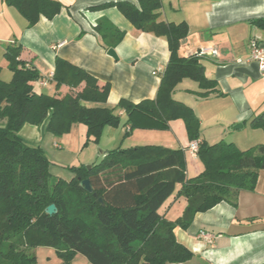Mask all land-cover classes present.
Masks as SVG:
<instances>
[{
    "label": "trees",
    "instance_id": "obj_1",
    "mask_svg": "<svg viewBox=\"0 0 264 264\" xmlns=\"http://www.w3.org/2000/svg\"><path fill=\"white\" fill-rule=\"evenodd\" d=\"M161 0L107 3L116 7L135 30L164 37L169 60L153 100L137 104L120 101L129 130L136 116L147 127L165 130L168 123L182 120L190 142L200 140L199 120L192 108L175 101L172 93L183 80L198 84L197 96L220 93L217 82L208 79L200 57H180L178 49L188 34L185 23L158 22ZM16 9L31 27L42 16L52 19L61 5L54 0H4ZM251 23L264 27V19ZM100 30V25L97 26ZM123 33L114 30L113 45ZM20 45L6 46L4 58L11 80H0V264H36L35 250L53 248L62 264H72L75 255L90 264H184L193 257L177 242L174 228L186 230L198 213L221 202L236 206L239 192H253L264 170V144L241 151L231 143L200 142L196 153L203 171L186 175L184 153L158 146L107 151L100 163L86 167H64L69 180L52 175L53 163L40 147L27 145L19 136L25 125L39 127L60 137L72 125L87 127V139H99L105 127L117 128L120 116L105 106L110 84L98 85L96 78L66 61L56 59L55 88L66 87L64 95L37 94L33 83L39 74L21 58ZM250 127L264 132V113L250 121ZM88 179L93 193L80 186ZM179 189L177 190V187ZM177 192V193H176ZM176 193L186 207L175 222L159 210ZM102 199L103 205L98 202ZM54 205L56 214L45 213Z\"/></svg>",
    "mask_w": 264,
    "mask_h": 264
},
{
    "label": "crops",
    "instance_id": "obj_2",
    "mask_svg": "<svg viewBox=\"0 0 264 264\" xmlns=\"http://www.w3.org/2000/svg\"><path fill=\"white\" fill-rule=\"evenodd\" d=\"M54 1L61 5L59 13L52 19L41 16L29 27L16 9L0 0V80L9 82L12 77L4 58L9 45H20L21 58L39 74L40 79L33 83L37 94L54 96L68 92L66 87L55 88L56 59L81 68L96 78L98 85L110 84L105 106L115 109L120 124L117 128H104L102 135L110 141L112 151L118 147L143 146L181 149L187 177L200 174L203 165L190 152L193 142L188 140L182 120L170 121L167 129L160 130L148 128L144 119L136 116V126L124 137L129 125L125 124L127 115L117 107L118 103L124 100L138 105L153 100L169 60L164 37L135 30L116 7H103L107 3H135V0ZM160 2L158 22L185 23L188 27L177 55L189 57L202 50L216 51L215 55L199 57L205 76L217 82L220 95L198 97V84L190 79H183L172 93V98L192 108L199 120L200 140L196 142L213 145L224 141L241 151L264 144V132L250 127V121L264 113V71L251 61L249 49L252 39L264 49V27L251 23L264 19V0ZM114 30L123 33L122 40L115 45ZM109 49L114 50L117 60L108 57ZM237 124H242V128L232 130ZM75 126L78 125H72ZM45 127L46 124L25 125L19 136L27 145L41 148L40 138L54 140ZM52 145L59 149L56 142ZM176 193L159 210L169 222L180 218L187 204ZM173 232L176 241L193 254L184 264H264V170L258 174L253 192H239L236 206L221 202L207 212L196 214L188 229L175 227ZM40 252L46 254L47 264H62L56 251L49 247L35 250L36 264ZM80 256L75 255L72 264L75 261L90 264Z\"/></svg>",
    "mask_w": 264,
    "mask_h": 264
},
{
    "label": "rangeland",
    "instance_id": "obj_3",
    "mask_svg": "<svg viewBox=\"0 0 264 264\" xmlns=\"http://www.w3.org/2000/svg\"><path fill=\"white\" fill-rule=\"evenodd\" d=\"M77 125L71 126L68 132L60 137H54V140L50 142L48 137L40 138L38 141L47 158L53 163L50 169L52 175L63 180H69L71 175L64 167L92 166L100 163L103 157L100 151L112 150L110 141L102 133L96 141L95 138L87 139V127L83 124ZM54 142L59 145V149L53 147ZM38 255L39 264H47L46 254L40 252ZM80 258L87 262L85 257L80 256ZM75 264H82V262L75 261Z\"/></svg>",
    "mask_w": 264,
    "mask_h": 264
},
{
    "label": "built area",
    "instance_id": "obj_4",
    "mask_svg": "<svg viewBox=\"0 0 264 264\" xmlns=\"http://www.w3.org/2000/svg\"><path fill=\"white\" fill-rule=\"evenodd\" d=\"M249 49H250V59H251V61L256 62V64L259 65L260 70L264 71V49L261 47V45L255 39L250 40ZM204 54L215 55L216 51H214V50H210V51L205 50V51H203L202 50V51L197 53L198 56L199 55L201 56V55H204ZM40 84L43 85V83H40ZM198 145H199L198 142H193L190 145L189 149H190V152H191L192 155H195L197 153ZM201 235L203 236V233H201Z\"/></svg>",
    "mask_w": 264,
    "mask_h": 264
},
{
    "label": "water",
    "instance_id": "obj_5",
    "mask_svg": "<svg viewBox=\"0 0 264 264\" xmlns=\"http://www.w3.org/2000/svg\"><path fill=\"white\" fill-rule=\"evenodd\" d=\"M107 55L108 57H112L114 60H117V56L114 52L113 49H109L107 51ZM242 128V124H237L235 126H233L231 129L232 130H238V129H241ZM100 154L101 156H104L106 154V151H100ZM92 166H86L87 170H89ZM77 180L79 181V186L85 191L87 192L88 194H93V196L95 197L96 194L93 193V189L90 185V181L88 179H84V180H80V178H77ZM98 202L103 205V201L102 199H98ZM45 213L48 214V215H54L56 214V208L54 205H50L48 206V208H46L45 210Z\"/></svg>",
    "mask_w": 264,
    "mask_h": 264
}]
</instances>
